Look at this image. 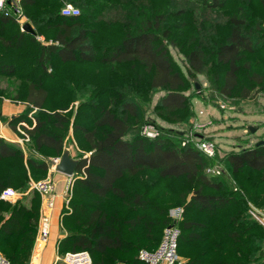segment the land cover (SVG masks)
Returning <instances> with one entry per match:
<instances>
[{
    "label": "trees",
    "instance_id": "trees-1",
    "mask_svg": "<svg viewBox=\"0 0 264 264\" xmlns=\"http://www.w3.org/2000/svg\"><path fill=\"white\" fill-rule=\"evenodd\" d=\"M73 1L79 8V14L65 16L60 13L59 0H20L23 12L35 32L38 35L51 34L46 44L40 43L29 33L20 31L14 18L0 10V77L20 78L23 90L14 92L12 98L23 100L30 106L28 111L7 119L13 130H16L18 123L26 121L30 127L23 128L36 149H46L55 155L63 153L65 142L61 130L69 123V116L57 111L45 113L52 91L45 85V81L51 76L58 77V81L62 83L61 87L54 90L58 98L66 91L62 85L79 81L71 80V74L65 76L58 71L53 75L49 67L54 58L56 63L67 67L91 63H137L149 74L148 87L153 91H164L155 104L156 114L175 122L181 121L177 116L181 111H188L189 115L196 116L191 101L193 97L202 94L197 92L195 84L194 94L185 93L188 79L177 68L170 53L169 31L161 23L163 9L156 10L152 0ZM195 1L210 9L225 8L229 3L227 0ZM256 1L264 10V0ZM143 5H147V14L143 13ZM240 5L229 12L227 27L211 50L207 51L197 41L185 55L188 72L197 74L207 69L208 60L212 58L211 63L215 67L213 81L218 82L215 89L225 98L250 97L256 86H262L264 82V75L253 70L250 62L244 59L247 54H257V45L262 39V24L253 17L252 8ZM108 14L112 17H108ZM98 33L112 37L111 42L106 45L95 43L92 39ZM115 35L118 37L114 40ZM30 45L35 48L33 56L17 58L18 53ZM241 76H244V85L240 82ZM95 91L96 98L93 96L90 100L98 99L101 92L107 96L116 93L109 103L113 106L118 103V108L90 101L91 105L98 108V112L91 117L92 126L77 123L73 125V130L81 134L90 151L88 156L77 159L75 172L80 176L75 184L82 190L81 193L92 196L93 201L81 198L72 201L74 211L64 220L76 224L77 230L70 231L59 240L58 250H86L91 256L92 264H104L102 256L111 250L134 253L135 246L124 239L121 230L114 225L115 215L109 214L107 202L114 198L126 204L146 207L148 201L144 193L136 186H125L123 181L134 180L142 173L154 171L162 180L183 179L189 188L182 218L176 221L181 230L178 240L179 255L184 246L207 244L208 232L217 236L205 248L196 250L187 261L182 260V264H212L210 260L213 252H228L233 256L231 259H217L215 264H248L249 261L264 258V239L251 235L237 218H228L229 221L218 229L191 215L192 212H197L216 219L221 210L232 207L236 201L223 193L226 184L222 178L210 176L206 172L208 165L217 157L206 156L189 139L182 144L186 136L181 130L158 125L159 134L153 138L136 132L138 126L135 125V119L139 116V104L130 96H124L117 83ZM3 94L4 90L0 91V95ZM60 106L61 109H66L68 105ZM56 108L59 106H54L53 109ZM5 118L0 111V120ZM199 137L211 139L203 134ZM217 149L216 146V152ZM14 157H23L21 149L15 143L0 137V161ZM222 159L233 174L249 168L261 171V178L264 179V142L229 151ZM27 161L35 169L48 168L46 161L32 157ZM15 183L23 182H13L12 179L0 181V192ZM205 189L211 191H204ZM0 204V212H3V205L8 203L0 199ZM176 206L180 205L176 204L171 208ZM26 209L24 204L14 205L9 216L0 224V239L6 236L17 241L7 258L10 264H22L30 252L33 240L31 235L35 232V226L31 222L32 217H24ZM253 221L258 230H264L256 220ZM170 223L172 220L167 211L163 228ZM200 231H206L207 235H202ZM157 244L152 248L139 249H154ZM123 264L144 263L137 257H130L123 259Z\"/></svg>",
    "mask_w": 264,
    "mask_h": 264
},
{
    "label": "rangeland",
    "instance_id": "rangeland-1",
    "mask_svg": "<svg viewBox=\"0 0 264 264\" xmlns=\"http://www.w3.org/2000/svg\"><path fill=\"white\" fill-rule=\"evenodd\" d=\"M71 1L74 6H76L74 1ZM152 1L155 2L156 10L161 8L164 11V17L161 23L162 27L169 31L168 44L170 53L177 68L181 70L188 79L185 93L194 94V84L197 83V92H201L202 94V96L193 97L191 101L196 116L193 114L189 115L188 111H181L177 114L181 121L175 122L156 114L155 104L164 91H153L148 87L147 78L149 74L137 63H110L108 65L91 63L67 67L63 64L56 63L57 61L55 58L53 59L52 65L49 67V70L52 71L51 73L54 75L55 72L58 71L65 76L71 74L73 77L70 79H78L79 82L67 86L65 84L62 85L66 91L60 97L62 98L60 100L54 90L61 87L62 83L58 81V77L51 76L47 78L45 85L52 91H50V104L44 111L49 114L54 111L68 114L69 123L61 130L65 142L63 151L67 150L70 156L75 159L90 154L89 148L83 141L81 134L73 130V125L75 123L92 126L91 117L98 112V108L91 105L90 101L91 103H100V105L107 107L118 108V103L114 106L111 102L109 103L111 98H115L116 93L107 96L101 92L97 96L98 99L90 100L97 94L95 90L104 88L107 85L110 86L111 83H117L124 96H130L139 104V116L135 119V125L138 126L136 132L142 133L145 126H152L155 130H159V126H161L168 129L184 131L186 136L184 141H187V139L193 141L202 134L203 136L211 137L210 140H212L218 148L217 152L215 150L213 158L217 157L219 160L216 158L212 161L213 163L209 164L206 168V172L210 176L222 178L226 184L223 193L229 197H233L236 201L233 202L232 207L221 210L216 219H212L207 215L197 212H192L191 215L195 216L197 220L205 222L206 225L217 227L218 229L229 221L228 218L235 217L238 221L243 223L244 229L251 233V235L264 239V230H258L256 223L253 221V219H256L251 215L249 216V203L264 209V179L261 178L262 172L244 168L237 174H233L229 166L222 159L229 151L252 147L260 140L264 142V82L262 86H256V90L252 92L253 94L250 97L239 98L238 96H234L225 98L215 89L218 82L215 83L213 81L215 67L211 63L212 58L208 60L207 69L198 74L190 71L188 72L185 59L186 52L197 43V41H200L207 51L209 49L211 50L227 27V16L229 12L241 6L240 4L248 5V7L253 9V17L260 21L263 29L260 33V35H262L261 42L257 45V54H247L244 59L250 62V66L253 70L264 75V10L256 0H250L248 2L245 0H227L229 2L228 6L220 9L207 8L195 0ZM143 6L145 8L143 13L149 12L146 11L148 9L147 5ZM24 15L26 16L25 13ZM108 15V17H112L110 14ZM26 18L31 24L29 18L27 16ZM50 35L51 34L45 35L43 33L38 35L36 33L32 36L40 43L46 44L47 39L51 38ZM117 37V35L113 36L114 40ZM254 37L255 36H253V39ZM92 40L95 43H104V45H106V43L111 42L112 37L104 33H98ZM34 53V46L30 45L25 48V50L19 52L17 58L23 59L33 56ZM99 53L101 54L102 52ZM10 55L12 57L14 56L13 53H10ZM19 80L20 78L16 77H0V91L4 90V94L0 95V111L4 99H8L12 104H22L24 106L17 114L29 110L30 106L25 101L12 98L14 92L18 90L21 92L23 90V83L19 82ZM240 82L242 85L245 84L244 76H241ZM94 98H96V96H94ZM87 101L89 102L87 103ZM61 104H67L68 106L66 109H61ZM221 105L223 107H221ZM54 106H59V108L53 109ZM36 111L40 113L38 110ZM4 116L6 118L0 120L1 125L4 124L10 127L7 123V119L11 117L7 115ZM197 118L200 123L205 124L199 126L197 124ZM21 122H25L27 127H30L28 122ZM18 124L16 125V130L10 127L14 135H11V137L0 136L7 141L15 143L23 153L22 158L14 157L0 161V181L12 179L13 182L19 180L23 182L20 184L15 183L10 186L17 191L18 196L14 201L4 200V202L8 204H4V210L0 212V224L9 216L11 208L14 205L24 204L26 206L27 213L24 217H32L31 222H33L35 226V232L31 235L33 240L29 255L23 260L22 264H36L38 256L34 254V243L40 215L38 205L40 206L41 199L36 191L29 189L31 181L43 179L47 176L53 177L52 174H57L61 177L63 182V190L61 193H63L66 186L69 185L67 195L69 198L68 207L62 206L59 215V237L55 244V256L57 254L62 255L65 251L70 250L69 248L64 250H60L59 248L58 250L59 240L65 237L70 231L77 230L76 224L72 221L64 220L65 217L72 214L74 211L72 201L78 198L85 201H93V197L87 193H81L82 190L76 187L75 181L80 174L75 172L73 175L68 176L53 168V159L60 157L62 153L55 155L46 149H36L29 139L22 141V143L17 142V139L22 136L17 130ZM249 127L253 130H250ZM29 157L40 161H46L48 163L47 170H39L31 167L27 161ZM212 170H217L218 172H212ZM123 184L132 188L136 186L139 191L144 193L148 204L146 207H137L133 204H126L121 200H116L114 198L109 199L107 202V209L110 215H115L116 221L114 225L121 230L124 239L130 241V243L135 246L136 250L134 253L111 250L106 255L102 256L104 264H123V259L137 257L136 253L139 247L152 248L155 246L161 236L167 211L176 204L185 207V201L189 196V188L183 179L162 180L154 171L142 173L134 180L127 179L123 181ZM204 191L211 190L205 189ZM25 218L23 219L25 220ZM259 224L264 228L261 223ZM200 232L202 235H207L206 231ZM208 237L209 240L207 244L217 238L216 235L210 232H208ZM16 242L14 238H7L6 236L1 238L0 252L2 255L9 258ZM262 243L264 249V241ZM207 244L197 243L189 245L188 247H182L180 252L182 260L187 261L188 257H192L196 250L205 248ZM232 257L233 256L228 252H213L210 261H212V264H215L217 259H231ZM248 264H264V258L249 261Z\"/></svg>",
    "mask_w": 264,
    "mask_h": 264
},
{
    "label": "built area",
    "instance_id": "built-area-1",
    "mask_svg": "<svg viewBox=\"0 0 264 264\" xmlns=\"http://www.w3.org/2000/svg\"><path fill=\"white\" fill-rule=\"evenodd\" d=\"M62 2L61 14L65 16H74L79 14V8L74 6L71 0H60ZM0 10L5 14L11 15L19 25V29L23 32V25L28 22V19L24 15L20 0H0ZM29 23V22H28ZM221 107H223L221 105ZM199 126L202 124L197 123ZM23 127H27L25 122H20L17 126V130L22 136L17 139V142L29 139ZM142 134L148 137H156L159 134V130L153 129L152 126H145L142 130ZM186 141H183L184 144ZM194 146L208 157L215 155L216 145L207 138H196L193 140ZM60 157L53 159V168L56 169V165L60 161ZM212 172H218L212 170ZM69 176V175H68ZM68 186L62 193L61 207H68ZM29 189L36 191L41 199L39 206V220L36 231V238L34 243V254L40 252V250L46 245L50 232H51V218L52 211L56 206V189L55 181L52 176H47L43 179L31 181ZM18 196V193L12 187H5L0 192V199L7 201H14ZM249 213L259 223L264 226V209L256 207L254 204L249 203ZM183 207L176 206L169 210V217L172 223L166 225L161 234L159 243L154 249L140 248L137 252V258L144 264H182V259L178 253V240L181 234L179 226L176 221L182 218ZM0 264H10L9 260L0 252ZM52 264H92V259L88 251H67L62 255H56Z\"/></svg>",
    "mask_w": 264,
    "mask_h": 264
},
{
    "label": "crops",
    "instance_id": "crops-1",
    "mask_svg": "<svg viewBox=\"0 0 264 264\" xmlns=\"http://www.w3.org/2000/svg\"><path fill=\"white\" fill-rule=\"evenodd\" d=\"M61 7H62V2H61ZM61 7H60V10H61ZM23 107L24 106L22 104H12L8 101V99H4L1 105V114L13 117L18 112H20L23 109ZM197 121H198L197 123L199 124H205V123H200L198 118H197ZM11 135H14L13 130L7 125H4V124L1 125L0 123V136L2 137L10 136L11 137ZM52 175L56 183L55 184L56 206L52 211L51 232H50L49 239L46 245L40 250L39 253H37L38 259H37L36 264H52L53 263L54 258H55V244H56V240L59 237L58 224H59V215H60L61 204H62L61 191L63 190V182L59 175L57 174H52Z\"/></svg>",
    "mask_w": 264,
    "mask_h": 264
},
{
    "label": "water",
    "instance_id": "water-1",
    "mask_svg": "<svg viewBox=\"0 0 264 264\" xmlns=\"http://www.w3.org/2000/svg\"><path fill=\"white\" fill-rule=\"evenodd\" d=\"M23 29L25 32L30 33L32 35L36 34L35 30L31 26V24L28 22L23 25ZM195 87L198 88L197 83H195ZM249 129L253 130V129H251V127H249ZM262 142H263V140H260V141L256 142V144L258 145ZM77 162H78L77 159L72 158L70 156V153L67 150H65L61 154V158H60L59 163L56 165V170L60 173L71 176L75 173V168L77 166Z\"/></svg>",
    "mask_w": 264,
    "mask_h": 264
}]
</instances>
